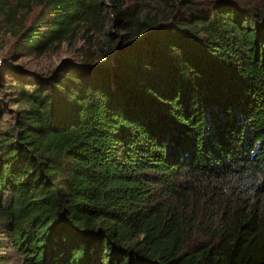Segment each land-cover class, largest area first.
<instances>
[{"label":"trees","instance_id":"trees-1","mask_svg":"<svg viewBox=\"0 0 264 264\" xmlns=\"http://www.w3.org/2000/svg\"><path fill=\"white\" fill-rule=\"evenodd\" d=\"M105 13L125 33L105 64L7 86L1 244L19 264H264V1L0 0V31L41 57Z\"/></svg>","mask_w":264,"mask_h":264},{"label":"rangeland","instance_id":"rangeland-1","mask_svg":"<svg viewBox=\"0 0 264 264\" xmlns=\"http://www.w3.org/2000/svg\"><path fill=\"white\" fill-rule=\"evenodd\" d=\"M100 1L108 5L112 0ZM241 1H244L247 5L251 3L255 5L257 3L262 4L264 0ZM105 16L106 20L101 32L98 33L87 27L81 28L80 26L77 34L41 57L35 56L33 53L27 54L23 49L18 51L17 38L11 33L10 28L6 27L0 31V62H2L0 63V69L5 66L9 70L8 75L11 72L14 77H7L5 72L0 73V92L3 90L6 92L4 96L0 93L2 96L0 103L5 108L0 115L2 128L9 124L11 116L19 109L17 95L12 92V89L7 88L8 85L15 82V79L22 80L28 86L34 77L37 75H49L53 70L63 65L64 62L80 64L85 61L86 63H92V67L105 64V61L101 59L100 48L108 45V34L112 32L123 36L125 34L119 30L111 29L109 15L105 13ZM28 21L30 22V20ZM12 28L18 29L19 24L12 26ZM116 43L117 40L114 44ZM0 246L5 247V249L0 251V254H6L9 258V262L6 264H19L18 257L8 250L5 243L1 244L0 241Z\"/></svg>","mask_w":264,"mask_h":264}]
</instances>
